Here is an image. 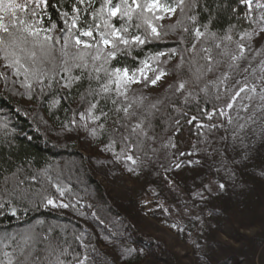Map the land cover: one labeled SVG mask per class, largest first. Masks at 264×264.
<instances>
[{"label":"snow or ice","instance_id":"6c2138e0","mask_svg":"<svg viewBox=\"0 0 264 264\" xmlns=\"http://www.w3.org/2000/svg\"><path fill=\"white\" fill-rule=\"evenodd\" d=\"M232 3L71 0L70 9L59 13L58 25L47 12L54 6L51 0H0V85L29 101L46 102L50 112L76 104L65 109L72 118L63 127L83 128L94 139L108 134L104 151L117 163L130 162L125 163L129 173L139 175L149 153L155 156L161 149L173 157L166 173L200 164L191 157L201 153L223 162L229 148L246 160L255 144H264V0H235L243 6L242 16ZM225 9L237 21L218 31L216 21ZM170 36L177 47L146 57L134 70L113 63ZM172 61L170 70L164 67ZM170 75L174 80L163 96L136 88H155ZM192 105L196 113L190 115ZM185 124L195 126L203 147L179 149ZM29 179L37 177L13 173L0 179V200L7 197L12 216L26 215L31 207L76 210L64 200L68 188L56 183L51 184L55 195L33 191L24 186ZM225 187L218 184L220 191ZM66 232L37 220L22 232L0 235V264H92L85 233L73 234L70 241ZM73 241L84 251H77ZM134 251L125 249L127 255Z\"/></svg>","mask_w":264,"mask_h":264},{"label":"trees","instance_id":"16d2710c","mask_svg":"<svg viewBox=\"0 0 264 264\" xmlns=\"http://www.w3.org/2000/svg\"><path fill=\"white\" fill-rule=\"evenodd\" d=\"M70 3L71 0H51V4L54 6L47 9L48 15L58 25H62L59 13L69 10ZM94 6L98 7V2ZM232 6L237 7L240 15H243V6L235 4V0H233ZM236 21L237 17L225 9L219 14L216 21L217 30H225L230 23H236ZM162 23L168 24L171 21L167 20ZM242 27H247V23ZM173 47H177V43L175 37L170 36L166 40L153 42L142 48H134L130 55L120 56L119 61L113 63L116 67H127L134 70L146 57L156 52L168 51ZM173 63L175 61L164 65V67L170 70ZM155 66L153 64V67ZM173 80L174 77L170 75L155 88H143L141 85H137L136 88L151 97L163 96L167 85ZM69 107L76 108L77 106L76 104H64L61 108L50 112L47 103L42 100L29 101L26 96L15 94L10 89L0 88V179L13 173H17L22 178L35 176L37 177L35 181L26 180L24 186L31 187L33 191L47 189L54 195L55 190L51 184L58 183L70 190L64 198L65 202L76 204L75 211L72 208L65 209L66 211H57L52 208L41 207L37 210L35 207H31L26 215L18 213L19 218H17L11 215V207L6 203L7 197H5L0 200V203H5V208L0 209V212L4 213L0 215V235L22 232L34 225L37 220H44L46 224H57L66 228V235L70 241L73 234L85 233L86 243L91 244L94 248L91 250L89 247L88 250L92 254L90 256L94 264L98 262L101 264L104 259L102 254L97 252L98 248L107 252L104 247H108L107 249L110 250L108 256L110 264H144L150 260L162 259L152 253L153 237H144V243L140 244L134 242L132 237L124 236L121 233L124 231L122 219L126 214L122 213L114 204L105 184L92 172L88 157L73 145L76 127L71 131L63 127L72 118V112L65 110ZM195 113V105H192L190 115ZM162 129L163 125L161 124L158 128L161 136H163ZM220 134L216 133V135ZM208 135L209 139H212V134ZM95 139H90V143L100 144L98 149L104 151L109 135L103 134ZM199 140L200 137L197 135L195 126L185 124L177 138V143L180 150L187 152L192 150L193 144L203 147L198 143ZM156 147L159 148V145ZM254 147L250 149L253 157L251 161H244L241 155L229 148L227 159L223 162L220 156L208 157L201 153L191 157L192 160L199 159L200 164L191 166L185 164L181 169L167 173L164 169L172 163L173 157L168 155L170 150L161 149L155 156L149 153L151 159L145 158L144 166L141 168L151 167L160 174L154 183L156 186L153 184L149 190L152 189L151 195L153 196L163 197L160 199H165V201L168 199L171 203L174 201L177 208L173 210V204L168 207L173 220L177 222L178 220L180 222L193 221L194 223L195 220H199L201 225H204L208 218L205 216V212H208L206 204L211 202L210 198L222 199L225 189L220 191L217 188L216 191L215 187L216 182L223 179L222 175L226 174L225 179L229 177L232 182V180H237V174L248 172L247 179L251 183V189H247V192L244 193L232 194V197L235 200L239 199L236 202V207L242 215L254 216L258 214L257 210L261 209L259 198L264 199V144L257 143ZM181 159L186 161L189 157ZM172 181L175 183L173 184ZM255 182L262 183V186L256 185L260 192L255 190L256 186L252 184ZM206 185L211 188V192L207 190ZM200 194L203 195V199ZM244 205L247 206L246 209L243 208ZM81 212L84 215H80ZM142 238L140 237V239ZM104 242H107L108 245H102ZM73 247L77 251H84L74 241ZM127 248H132L135 251L131 255H127L125 252ZM8 250L10 251V249ZM138 257L141 259L138 260ZM0 259L3 257L0 256ZM165 263L173 264L172 258L167 259Z\"/></svg>","mask_w":264,"mask_h":264},{"label":"rangeland","instance_id":"374dc122","mask_svg":"<svg viewBox=\"0 0 264 264\" xmlns=\"http://www.w3.org/2000/svg\"><path fill=\"white\" fill-rule=\"evenodd\" d=\"M75 129L73 145L88 157L92 172L105 184L114 204L126 214L122 219L124 231L121 233L140 244L144 237H153L152 253L162 259L150 260L144 264H167L165 261L170 257L173 264H264V199L259 198L261 209L257 210L258 214L246 217L237 210L236 202L239 199L232 197V194L251 189V183L247 179L248 172L237 174V180L232 182L229 177L225 179L226 174H223V179L216 182V191L219 183H224L226 188L221 200L211 197V202L206 204L208 212H205V216L208 218L204 225L199 220H195V223L177 222L172 219L169 210L164 211L171 204L173 210L176 209L174 201L171 203L168 199L165 201L160 199L163 197L151 195L152 189H149L157 181V177H160L154 168H140L139 175L129 173L125 163L130 162L117 163L111 153L98 149L100 144L90 143L93 138L83 128ZM251 158L252 152L249 150V158L244 161H251ZM252 184L262 186L261 182ZM257 186L255 190L260 192ZM243 208L246 209L247 206L244 205ZM105 244L108 245L107 242L102 245ZM104 248L107 252L97 249L104 258L101 264H110V250L108 247ZM88 254L92 255L89 251Z\"/></svg>","mask_w":264,"mask_h":264}]
</instances>
